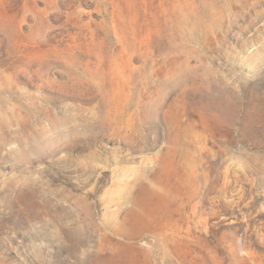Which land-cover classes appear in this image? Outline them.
I'll use <instances>...</instances> for the list:
<instances>
[{
    "label": "rangeland",
    "instance_id": "rangeland-1",
    "mask_svg": "<svg viewBox=\"0 0 264 264\" xmlns=\"http://www.w3.org/2000/svg\"><path fill=\"white\" fill-rule=\"evenodd\" d=\"M0 264H264V0H0Z\"/></svg>",
    "mask_w": 264,
    "mask_h": 264
}]
</instances>
